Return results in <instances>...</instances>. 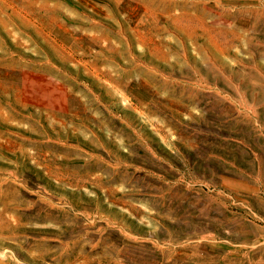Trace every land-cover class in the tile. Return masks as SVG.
Masks as SVG:
<instances>
[{
  "label": "rangeland",
  "instance_id": "obj_1",
  "mask_svg": "<svg viewBox=\"0 0 264 264\" xmlns=\"http://www.w3.org/2000/svg\"><path fill=\"white\" fill-rule=\"evenodd\" d=\"M0 264H264V0H0Z\"/></svg>",
  "mask_w": 264,
  "mask_h": 264
}]
</instances>
